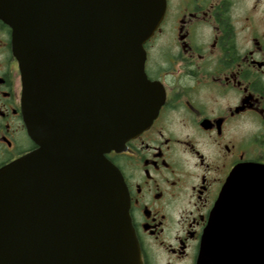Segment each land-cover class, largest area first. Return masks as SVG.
I'll return each instance as SVG.
<instances>
[{
    "label": "water",
    "instance_id": "water-1",
    "mask_svg": "<svg viewBox=\"0 0 264 264\" xmlns=\"http://www.w3.org/2000/svg\"><path fill=\"white\" fill-rule=\"evenodd\" d=\"M165 9V0H0L39 146L0 170V264H143L122 176L106 155L149 128L164 103L146 76L144 44ZM254 169L230 175L197 264L210 253L221 262L223 245L237 246L236 264H264Z\"/></svg>",
    "mask_w": 264,
    "mask_h": 264
},
{
    "label": "flooded vegetation",
    "instance_id": "flooded-vegetation-1",
    "mask_svg": "<svg viewBox=\"0 0 264 264\" xmlns=\"http://www.w3.org/2000/svg\"><path fill=\"white\" fill-rule=\"evenodd\" d=\"M165 1L144 44L146 76L164 103L149 128L106 157L122 176L142 263L197 264L232 172L255 168L264 192V0ZM38 148L13 32L0 19V170ZM223 251L208 264H236L237 246Z\"/></svg>",
    "mask_w": 264,
    "mask_h": 264
}]
</instances>
